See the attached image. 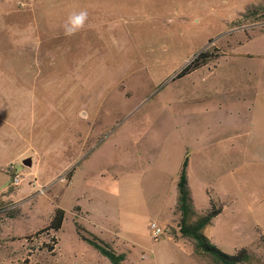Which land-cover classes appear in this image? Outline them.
<instances>
[{
  "label": "rangeland",
  "instance_id": "1",
  "mask_svg": "<svg viewBox=\"0 0 264 264\" xmlns=\"http://www.w3.org/2000/svg\"><path fill=\"white\" fill-rule=\"evenodd\" d=\"M249 75L264 76V0H0V264H111L75 223L122 264H213L179 232L185 157L196 210H222L203 234L264 264V123L249 111L264 95L233 86Z\"/></svg>",
  "mask_w": 264,
  "mask_h": 264
},
{
  "label": "trees",
  "instance_id": "2",
  "mask_svg": "<svg viewBox=\"0 0 264 264\" xmlns=\"http://www.w3.org/2000/svg\"><path fill=\"white\" fill-rule=\"evenodd\" d=\"M206 53H200L192 63L186 66L178 77L184 76L191 72L192 69H197L202 64H205ZM201 62V63H200ZM193 71V70H192ZM188 159L184 158L180 174L177 182V201L176 210L178 213L177 224L182 237L193 241V253L199 257L208 256L213 264H246L251 260V256L245 249L236 251L234 254H225L215 248L209 239L203 234V230L212 222L217 215L221 213V208L217 207L213 201H210V208L198 213L193 205L191 191L189 189L187 178ZM64 211L55 209L52 214L48 230L54 232L61 229L64 221ZM76 233L80 240L88 243L91 247L97 250L102 256L106 257L111 264H122L125 255L116 254L113 249H110L102 240L95 235L87 232L78 223H75ZM264 242V236H262Z\"/></svg>",
  "mask_w": 264,
  "mask_h": 264
},
{
  "label": "crops",
  "instance_id": "3",
  "mask_svg": "<svg viewBox=\"0 0 264 264\" xmlns=\"http://www.w3.org/2000/svg\"><path fill=\"white\" fill-rule=\"evenodd\" d=\"M233 86L234 87H237L238 89L245 88L246 91H251L252 96H255V95L258 96V94H259L260 91H262L263 92L262 95H264V76L263 75H260L258 77H255V76L249 75L248 81L246 83H244V84L243 83H235ZM249 111H251V117H252V120L253 121H258L259 118L262 117L261 120L264 123V116H263L264 115V100H262L261 103H259V102L256 103V104L251 103L250 104V110ZM258 135H259L258 133H255L254 134L253 137H254L255 140H256V137ZM259 143H260V145H261V147H262V149L264 151V133L261 135V139H260V142ZM188 165H189V160H188ZM188 165H187V169H188ZM187 178H188V176H187ZM188 184H189V179H188ZM191 197H192V195H191ZM210 201H213V200L212 199H209V206H208L207 210L210 208ZM193 205H194V202H193ZM194 207H195V205H194ZM81 210L86 215V219H87L88 223L91 224V225H93L94 227H96L95 224H94V222H93V220H92V216H91L92 214L90 212H88V211L83 210V209H81ZM201 213H203V212H201ZM219 215H217V216H219ZM205 229L203 230V232L205 231Z\"/></svg>",
  "mask_w": 264,
  "mask_h": 264
},
{
  "label": "clouds",
  "instance_id": "4",
  "mask_svg": "<svg viewBox=\"0 0 264 264\" xmlns=\"http://www.w3.org/2000/svg\"><path fill=\"white\" fill-rule=\"evenodd\" d=\"M89 20V13L86 9L72 11L64 21L62 28L63 33L67 37H72L86 27Z\"/></svg>",
  "mask_w": 264,
  "mask_h": 264
},
{
  "label": "built area",
  "instance_id": "5",
  "mask_svg": "<svg viewBox=\"0 0 264 264\" xmlns=\"http://www.w3.org/2000/svg\"><path fill=\"white\" fill-rule=\"evenodd\" d=\"M16 181H17V178H16ZM150 229L152 230V237L154 239H158V237L162 233L161 228L159 226H157L155 223H151L150 224Z\"/></svg>",
  "mask_w": 264,
  "mask_h": 264
},
{
  "label": "water",
  "instance_id": "6",
  "mask_svg": "<svg viewBox=\"0 0 264 264\" xmlns=\"http://www.w3.org/2000/svg\"><path fill=\"white\" fill-rule=\"evenodd\" d=\"M23 164L24 165H26V166H28V167H30L31 166V160H25L24 162H23Z\"/></svg>",
  "mask_w": 264,
  "mask_h": 264
}]
</instances>
